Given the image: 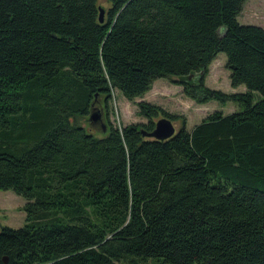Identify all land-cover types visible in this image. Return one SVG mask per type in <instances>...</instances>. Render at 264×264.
<instances>
[{
    "label": "trees",
    "instance_id": "1",
    "mask_svg": "<svg viewBox=\"0 0 264 264\" xmlns=\"http://www.w3.org/2000/svg\"><path fill=\"white\" fill-rule=\"evenodd\" d=\"M246 1L106 0L99 22L98 0H0V189L26 200L0 264H264V27L238 21ZM220 52L243 91L206 85ZM161 77L239 109L187 129L141 99L144 122L81 123ZM161 116L179 127L147 137Z\"/></svg>",
    "mask_w": 264,
    "mask_h": 264
},
{
    "label": "rangeland",
    "instance_id": "2",
    "mask_svg": "<svg viewBox=\"0 0 264 264\" xmlns=\"http://www.w3.org/2000/svg\"><path fill=\"white\" fill-rule=\"evenodd\" d=\"M98 4L104 10L108 7L106 0H98ZM238 21L242 24H255L264 27V0H247L243 5V11L238 16ZM225 62V53H218L217 57L209 66V71L205 78L206 85L224 92L243 91V85H240L238 88H232L230 86L229 70L225 67ZM139 99L128 101L117 90L113 91L108 105H105L104 99L99 98L96 106L99 107L98 109L102 113L103 124L105 126L112 124L117 127H122L129 123L144 122L145 118L138 114L136 105ZM142 100L158 104L171 113L182 114L187 120V129H191L213 111L218 110L222 113H230L239 109L238 105L230 102L219 103L210 101L206 104H197L184 96L181 86L165 77L157 78L151 90L147 92ZM81 123L89 131H93L96 134L101 132V130L103 131L100 124L91 125L87 121L83 122V120H81ZM173 124L175 129H177L180 121H174ZM25 202L24 197L16 194L12 190L0 189V225L13 228L22 226L25 223V211L23 209Z\"/></svg>",
    "mask_w": 264,
    "mask_h": 264
},
{
    "label": "water",
    "instance_id": "3",
    "mask_svg": "<svg viewBox=\"0 0 264 264\" xmlns=\"http://www.w3.org/2000/svg\"><path fill=\"white\" fill-rule=\"evenodd\" d=\"M99 22L104 21V9H102L99 6ZM193 75H190L188 78H192ZM98 100V99H97ZM97 100L93 101L91 104L88 120L91 125H97L100 124L102 126L103 132L106 130L105 125L103 124V118H102V113L99 107L96 106ZM176 129L173 124V122L166 118V117H161L157 119L155 122V127L151 132L144 133L146 134L147 137H152L157 140H165L173 136L175 133ZM4 262H6V258H4Z\"/></svg>",
    "mask_w": 264,
    "mask_h": 264
},
{
    "label": "crops",
    "instance_id": "4",
    "mask_svg": "<svg viewBox=\"0 0 264 264\" xmlns=\"http://www.w3.org/2000/svg\"><path fill=\"white\" fill-rule=\"evenodd\" d=\"M146 94H147V93H145V94L143 95V97H144ZM143 97H142V98H143ZM142 98H140L139 100H141Z\"/></svg>",
    "mask_w": 264,
    "mask_h": 264
},
{
    "label": "bare ground",
    "instance_id": "5",
    "mask_svg": "<svg viewBox=\"0 0 264 264\" xmlns=\"http://www.w3.org/2000/svg\"><path fill=\"white\" fill-rule=\"evenodd\" d=\"M206 75V74H205ZM203 80V79H202ZM201 82V81H200Z\"/></svg>",
    "mask_w": 264,
    "mask_h": 264
}]
</instances>
